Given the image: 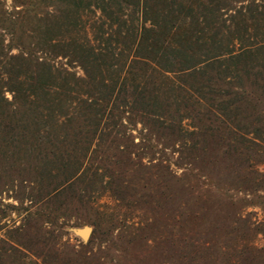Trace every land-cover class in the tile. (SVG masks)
Returning a JSON list of instances; mask_svg holds the SVG:
<instances>
[{
  "label": "rangeland",
  "instance_id": "374dc122",
  "mask_svg": "<svg viewBox=\"0 0 264 264\" xmlns=\"http://www.w3.org/2000/svg\"><path fill=\"white\" fill-rule=\"evenodd\" d=\"M32 1L0 0V62L21 48L2 10L16 16ZM75 21L56 31L57 49L27 26L16 30L39 57L55 50V65L85 78L79 56L94 59L102 24L109 32L110 22L95 6ZM133 65L139 69L122 68V82L140 86L151 114H130L128 104L115 119L100 121L81 101L89 87L79 85L56 114L31 126L51 128L60 139L38 132L8 147L0 140V151L9 152L0 156V264H264V95L247 87L254 93L232 109L237 117L228 123L220 108L229 98L195 91L206 81L201 74ZM223 79L227 84L213 87L238 90L232 69ZM18 110L21 118L25 111ZM86 147V159L74 167V150ZM151 162L165 169L144 167Z\"/></svg>",
  "mask_w": 264,
  "mask_h": 264
},
{
  "label": "trees",
  "instance_id": "16d2710c",
  "mask_svg": "<svg viewBox=\"0 0 264 264\" xmlns=\"http://www.w3.org/2000/svg\"><path fill=\"white\" fill-rule=\"evenodd\" d=\"M232 1L237 6L232 7L226 0H34L24 10L15 12L16 16L2 10V21L12 27V39H17L21 48L19 54H3L0 62V140L8 147L5 143L17 138H34L38 132L47 133V138L60 139L51 128L31 130V126L39 125L41 119L52 112L56 114L54 111H59L56 107L63 105L69 94L77 93L79 85L89 87L84 93L87 99L81 101L100 121L115 119V113L124 105L129 107L128 104L135 106H130L133 109L130 114H151L148 100L143 91L139 92L140 86H132L131 90L122 82V68L129 66L136 70L133 64L150 67V63H157L160 68L170 69L173 73L184 72L192 77L201 74L206 81L195 91L201 95V91L207 90L209 95L229 98L221 104L220 111L228 123H233L237 116L233 115L232 109L237 111L246 96L254 93H249L247 87L264 95V0ZM90 6L102 12L110 22V31L104 30L105 24H102L103 46L97 49L93 60L79 56L85 78L55 65L50 56L55 50H41L44 56L39 57L31 44L22 42L24 36L17 34L18 24L27 26L40 42L57 49L62 40L56 31L75 27L79 13ZM181 20L185 26L179 27ZM29 38L31 43L34 37L29 35ZM77 53L75 50L74 55ZM103 69L110 73L107 80L101 76ZM208 69L216 73L217 81L208 76ZM231 69L234 79L239 81L238 90L213 87L227 84L223 76ZM7 91L13 94L12 100L6 96ZM19 108L25 111L21 118H17ZM40 110L43 111L39 118L32 117ZM59 121L55 118L54 126ZM118 125L125 126L114 123V126ZM45 126H51V123L47 122ZM20 129L23 134L17 132ZM163 133L162 138L165 137ZM151 139L146 136L144 140L149 142ZM251 142L256 143L252 139ZM125 149H120L121 153H126ZM89 151L90 147L80 151L76 148L73 166L80 165ZM8 153L0 151V156ZM187 165L191 170L193 164L188 162ZM68 166L74 169L71 160ZM144 167L156 171L165 169L161 163L152 162Z\"/></svg>",
  "mask_w": 264,
  "mask_h": 264
},
{
  "label": "water",
  "instance_id": "95a60500",
  "mask_svg": "<svg viewBox=\"0 0 264 264\" xmlns=\"http://www.w3.org/2000/svg\"><path fill=\"white\" fill-rule=\"evenodd\" d=\"M86 231H87V234H86V235H83L82 232H81V234H82L85 238H88L89 235H90V233H91V230H90L89 228H87ZM84 232H85V231H84Z\"/></svg>",
  "mask_w": 264,
  "mask_h": 264
},
{
  "label": "bare ground",
  "instance_id": "6f19581e",
  "mask_svg": "<svg viewBox=\"0 0 264 264\" xmlns=\"http://www.w3.org/2000/svg\"><path fill=\"white\" fill-rule=\"evenodd\" d=\"M82 234H83V235H86V234H87V231H85V232H82Z\"/></svg>",
  "mask_w": 264,
  "mask_h": 264
}]
</instances>
